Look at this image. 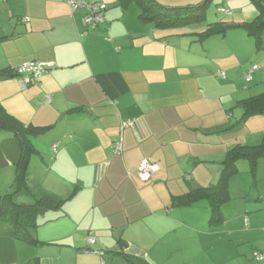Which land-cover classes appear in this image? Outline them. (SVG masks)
<instances>
[{
  "label": "crops",
  "instance_id": "obj_1",
  "mask_svg": "<svg viewBox=\"0 0 264 264\" xmlns=\"http://www.w3.org/2000/svg\"><path fill=\"white\" fill-rule=\"evenodd\" d=\"M84 1L107 5L94 29L83 26L85 10L72 13L67 0H0V70L47 66L26 88L19 77L0 79L3 109L24 125L48 128L32 140L29 191L13 201L62 202L39 211L38 246L14 239L1 224L0 264H148L128 247L153 264H264V192L256 175L247 185L244 160L237 163L241 177L229 180L221 225L209 224L204 201L171 206L174 196L215 185L236 145L261 142L264 116L238 124L237 103L264 85V74L254 76L264 69V30L259 50L238 28L199 41L206 22L157 30L132 6L108 11L115 0ZM221 15L230 19L219 21L240 24L257 12ZM250 57L256 62L244 66ZM116 141L120 153H113ZM19 157L17 139L0 131L1 195L12 190ZM142 160L159 167L147 183L136 179ZM263 161L256 172L264 171ZM235 201L242 205L233 207Z\"/></svg>",
  "mask_w": 264,
  "mask_h": 264
},
{
  "label": "trees",
  "instance_id": "obj_2",
  "mask_svg": "<svg viewBox=\"0 0 264 264\" xmlns=\"http://www.w3.org/2000/svg\"><path fill=\"white\" fill-rule=\"evenodd\" d=\"M210 1L211 0H202L199 3L188 5L184 8L181 6L164 7L155 2V0H115L114 5L122 11H125L128 7L133 6L134 4L138 9V20L142 24L152 25L154 29L158 30L179 29L205 23L206 15L204 9L209 5ZM249 2L255 7L257 12L256 17L252 21L242 22L240 24L228 21L210 22L206 24V27L202 32L195 34L197 39L203 41L209 37L223 35L229 30L238 28L242 29L248 36L253 37L256 43V48L258 50L261 49V33L264 30V0H249ZM106 9L107 5L105 4L103 18ZM101 22H99L97 26ZM16 69L17 68L0 70V79L19 77L20 80V75ZM237 104L241 109V116L238 119V124L254 116H264V92L243 99ZM47 130V127H36L31 124H22L20 121L9 115L0 105V131L12 134V136L17 139L20 147V157L14 168L12 190L10 193H5L4 195L0 194V225L5 224L9 227L11 237L31 246H38L40 244L34 236V231L39 225L37 222L39 211L41 209L58 210L62 204V202L55 203L46 197L39 198L32 204L27 205L18 204L13 201V197L17 193L21 191H29L26 183V174L30 157L36 151L32 140L41 136ZM113 153L116 152L113 151ZM258 159L264 160V134L258 145H236L227 153L222 163L223 168L220 178L215 185L193 189L186 194L174 196L171 199V206L191 207L200 201H204L209 208V224L212 226L221 225L224 220L221 206L229 201L228 183L231 176L238 174L237 163L241 160L248 162L250 165V172L252 176H254L256 175V161ZM136 179L139 181L137 173ZM91 252L95 255L103 254L102 251L91 250ZM133 264L135 263L133 262Z\"/></svg>",
  "mask_w": 264,
  "mask_h": 264
},
{
  "label": "built area",
  "instance_id": "obj_3",
  "mask_svg": "<svg viewBox=\"0 0 264 264\" xmlns=\"http://www.w3.org/2000/svg\"><path fill=\"white\" fill-rule=\"evenodd\" d=\"M67 5L69 6L72 13H74L78 9H84L85 14L82 18L83 26L86 29H94L96 28L97 24L102 21L103 19V11L105 10V4L101 2H85L83 0H67ZM220 13H223L225 15H230L229 11L220 10ZM23 22H28V19H23ZM47 66L42 63L37 62H30L26 63L16 69V71L20 75V84L23 88L34 85L38 77L45 72ZM258 70V66L254 65L252 66L243 76V79L246 82H249L251 80V75L253 72ZM217 76L224 79L225 73L222 71L217 72ZM130 125V122L122 123L121 128H126ZM122 146L121 141H117L113 144V151L116 153L121 152ZM159 167L157 164L152 163L148 160H142L138 167H137V178L140 182H147L150 180L151 176L158 171ZM88 244L94 243V238L91 236H88L87 238Z\"/></svg>",
  "mask_w": 264,
  "mask_h": 264
},
{
  "label": "rangeland",
  "instance_id": "obj_4",
  "mask_svg": "<svg viewBox=\"0 0 264 264\" xmlns=\"http://www.w3.org/2000/svg\"><path fill=\"white\" fill-rule=\"evenodd\" d=\"M201 1L202 0H155V2H157L158 4H160L161 6H164V7L165 6L166 7L181 6L183 8L188 6V5H194V4L199 3ZM108 8H109L108 11L109 10L115 11L116 9L119 10V8L115 7L114 4H109ZM254 8L255 7L248 0H211L209 5L204 9L205 15H206L205 22L206 23L216 22V21H219L218 19H222V18H224V20L230 19V18H227V16L224 17L223 15H221V13H219V10H221V9L222 10L228 9L231 11L230 14H232L234 17H240V16H244V15L251 13L252 10H254ZM131 9H134V11H136L138 14V9L134 4H133ZM183 29L184 28H179V29H175V30L181 31ZM252 40H253V38H252ZM244 53L245 52H243L240 49L238 56L244 55ZM256 60H257V57H255V58L250 57L247 61H245V63L243 65L246 67H249L252 64H254L256 62ZM259 74L263 75L264 69L256 72L254 76L257 77V75H259ZM240 84H241V87H244V82H240ZM254 85L255 84H251V85H247V86L254 88ZM263 91H264V85L259 84L258 89H257V87L254 88L253 94L258 95V94L262 93ZM241 163H242V167L244 168V171L246 172V174H244L243 177L244 178L246 177V179L248 180L247 185L250 186L251 181H253L254 178L249 171V165L245 161L244 162L241 161ZM262 163L264 164V161ZM237 167H238V164H237ZM239 172L240 171L238 168V173ZM236 175H234V176H236ZM238 177H241L240 173L238 174ZM256 177H257V181L259 182L258 188L260 190H263V192H264V171H261L259 169V167L257 168ZM244 182H245V180H244ZM248 189H249V187L247 188V191H248ZM232 205H233V207H240L242 205V203L235 201V202H233Z\"/></svg>",
  "mask_w": 264,
  "mask_h": 264
},
{
  "label": "water",
  "instance_id": "obj_5",
  "mask_svg": "<svg viewBox=\"0 0 264 264\" xmlns=\"http://www.w3.org/2000/svg\"><path fill=\"white\" fill-rule=\"evenodd\" d=\"M127 253L144 259L148 264H153L148 258H146L145 253L143 251H140L134 247H128Z\"/></svg>",
  "mask_w": 264,
  "mask_h": 264
},
{
  "label": "clouds",
  "instance_id": "obj_6",
  "mask_svg": "<svg viewBox=\"0 0 264 264\" xmlns=\"http://www.w3.org/2000/svg\"><path fill=\"white\" fill-rule=\"evenodd\" d=\"M226 77V76H225ZM225 79V78H224Z\"/></svg>",
  "mask_w": 264,
  "mask_h": 264
}]
</instances>
